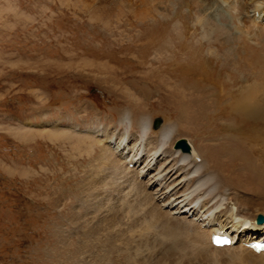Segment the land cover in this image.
Returning <instances> with one entry per match:
<instances>
[{"label": "rangeland", "instance_id": "1", "mask_svg": "<svg viewBox=\"0 0 264 264\" xmlns=\"http://www.w3.org/2000/svg\"><path fill=\"white\" fill-rule=\"evenodd\" d=\"M258 3L0 0V264H123L137 250L133 246L151 242L148 238L150 248L142 250L150 256L157 249L161 255L164 238L143 225L146 196L140 193L144 202L135 193L134 200L123 198L124 187L111 171L102 164L95 168V155L73 149L69 136L86 137L82 133L98 111L106 124L117 123V111L131 110L135 118L152 116L153 123L155 118L184 121L180 130L192 136H181L193 141L199 155L202 144L220 149L212 144L231 132L225 124L235 120L230 94L237 99L247 83L264 90V42L254 39L250 21L242 24V8L260 9ZM199 14L207 23L199 21ZM247 54L261 57L263 68L245 69L255 63ZM200 66L207 68L206 76ZM205 90L212 94L209 99L203 97ZM177 100L186 102L187 113L201 123L185 125ZM74 128L79 130L74 133ZM255 148L257 163L264 164V151ZM160 258L154 264H165Z\"/></svg>", "mask_w": 264, "mask_h": 264}, {"label": "bare ground", "instance_id": "2", "mask_svg": "<svg viewBox=\"0 0 264 264\" xmlns=\"http://www.w3.org/2000/svg\"><path fill=\"white\" fill-rule=\"evenodd\" d=\"M259 2L258 4L262 6L260 9L258 7L250 8L248 4L242 8L244 9L243 12H245V20L242 24L246 27L248 25L247 20L250 21L251 34H253L254 39L258 42H264V0H259ZM231 6L229 7L231 8ZM217 11L231 18L230 13L224 9L218 8ZM232 14L235 13L232 12ZM199 16L200 22L207 23L205 16L200 14ZM218 16L211 17L212 21L215 22L214 19ZM248 55V60H255V63H246L245 69L251 71L256 68H263L261 57ZM200 70L206 76L207 68L200 66ZM256 85H248V83L245 86L243 85L237 99L232 98V93L229 96L232 102L228 103L232 104L231 113L235 116L233 122L242 123L243 127L239 128L229 121L225 125L230 127L231 132L229 131L230 133L227 136L222 134L224 136L219 137L218 140L215 139L218 143L212 144L213 147L220 149L206 148L202 144L200 145L202 149L201 155H199L192 140H189L192 147L190 152H185L180 147H175L176 140L182 137L181 134L191 135L189 130H180V123L184 121L172 122L167 119L166 121L168 122H166L164 120L160 125L161 129L159 128L160 130L158 129V131L153 128L152 116L141 113L138 118H135L131 110L117 111L119 116L117 123L114 122L116 120L111 119L112 121L110 120L106 124H103L104 122L101 119L103 115L98 111V114L95 115L98 118L90 122L85 132L82 133L86 135L84 138L66 134H58L59 136L51 134L54 137L69 136L73 149L83 150L82 152H85L88 156L95 155V168L102 164L105 165V172L111 171L110 175L115 177L117 183L124 187L120 194L123 198L126 199L131 196V199L134 200L135 197H132V193H135L141 201L140 193H142L144 197L146 196L144 200L157 211L156 213L151 212V222H146L143 225L150 232L157 229L156 232L160 234L158 236V233H156L159 237L158 239L161 236L164 238L165 241H162V238L160 239L164 245L161 247L164 248L163 252H161L162 249L160 248V255L156 249L157 252H154L156 256L152 252L149 256L146 251H143L144 245L150 248L152 240L148 238L151 242L148 241L144 245L135 246L132 244V246L134 245L133 249L138 251L134 250L133 257L132 255L124 254L127 256L124 257V261H121L123 264H154L156 259L160 257L163 258L162 260L165 261V264H169L172 262L171 260H176L177 264H264V251L258 253L246 245L255 239L264 241V223L258 224L256 222L257 214H264V167L262 166L263 163L261 165L259 162L257 163V158L255 157L257 153L255 147L264 151V139L261 138L264 133V90L261 88L257 90L258 87H255ZM205 91H202L203 97L209 99L211 92ZM218 92L222 94L221 90ZM131 94V91L127 89L126 95L129 96ZM125 101L130 106V102L128 100ZM176 102L177 112L180 118L185 119V125L188 124V121L201 123L199 120L195 121V115L187 113L185 109L186 102L179 101V103L178 100ZM209 104L211 105V101L207 103V110H209ZM137 109L139 108L137 107ZM99 121L102 126L109 128L110 131L108 129H100L102 127H99L101 125L98 124L95 128L93 123H98ZM134 124L138 128L137 131L133 128ZM250 127L251 132H249ZM96 129L102 135H99L100 132ZM77 130L79 129L74 128L73 132ZM196 136L198 137V135ZM72 141L75 143L72 144ZM252 143H255V146H251ZM81 144L86 145V147L81 148ZM171 148L175 151L171 150ZM224 157L227 158L224 159ZM258 164L261 169L257 168ZM236 167L241 171L235 172ZM105 180L106 184H108V180L112 182L110 177ZM158 188L161 190L159 189V191ZM145 209L148 210V208ZM156 223L159 226H156ZM188 226H191V228L188 229ZM141 229L143 230V228ZM93 232L92 236H95L96 231L94 230ZM215 232H224L233 236L235 239L234 244L224 247L214 246L211 243V238ZM187 234L192 237L187 236ZM97 240L100 241V237ZM167 240L171 243H167ZM116 243L118 242L116 241ZM85 244L88 245V243ZM156 246L152 248H156ZM152 248L150 251H153Z\"/></svg>", "mask_w": 264, "mask_h": 264}, {"label": "water", "instance_id": "3", "mask_svg": "<svg viewBox=\"0 0 264 264\" xmlns=\"http://www.w3.org/2000/svg\"><path fill=\"white\" fill-rule=\"evenodd\" d=\"M181 144L183 145L184 148H188V145H187L186 141H184V140L181 141ZM258 219H259V221H262L264 219V217L263 216H259Z\"/></svg>", "mask_w": 264, "mask_h": 264}]
</instances>
